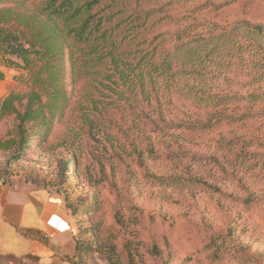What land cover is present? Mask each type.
<instances>
[{
    "label": "rangeland",
    "instance_id": "374dc122",
    "mask_svg": "<svg viewBox=\"0 0 264 264\" xmlns=\"http://www.w3.org/2000/svg\"><path fill=\"white\" fill-rule=\"evenodd\" d=\"M38 1L26 0L21 9ZM140 1L169 9L198 29L224 30L220 42L198 59L199 91L264 89V40L247 39L236 25L247 18L264 25V0H236L215 17L202 12L204 0ZM187 10L190 17L183 15ZM0 71L1 105L30 81L21 60L1 52ZM182 104L173 118L192 122L204 112L203 102L187 109ZM227 108L224 114L235 120L230 127L169 132L186 144L176 150L160 146L159 158L146 160L144 169L155 178L129 159L118 163L103 136L88 132L69 150L33 141L16 157L0 148V178L62 199L79 242L77 264H264V104L240 101ZM9 123L0 121V134ZM71 154L76 166L69 162L66 171L63 159ZM210 234L214 243L203 247Z\"/></svg>",
    "mask_w": 264,
    "mask_h": 264
},
{
    "label": "trees",
    "instance_id": "16d2710c",
    "mask_svg": "<svg viewBox=\"0 0 264 264\" xmlns=\"http://www.w3.org/2000/svg\"><path fill=\"white\" fill-rule=\"evenodd\" d=\"M6 1L15 4L0 7V52L19 58L30 81L0 105V121L10 119L0 148L16 157L33 141L69 150L88 132L103 136L118 163L129 159L155 178L145 171L146 160L158 157L160 146L176 150L186 144L169 132L230 127L235 120L224 114L230 104H264V89L216 94L196 87L198 59L220 42L224 30L198 29L140 0H39L23 10L26 0L0 4ZM202 3V12L215 17L236 0ZM187 11L183 15L190 17ZM247 19L236 22L242 33L253 42L264 40V25ZM181 102L185 109L203 102L204 112L192 122L173 118ZM69 162L75 168L74 154L63 159L66 171ZM206 239L203 247L214 243L211 234ZM78 245L76 239L75 254Z\"/></svg>",
    "mask_w": 264,
    "mask_h": 264
},
{
    "label": "crops",
    "instance_id": "0c3cea01",
    "mask_svg": "<svg viewBox=\"0 0 264 264\" xmlns=\"http://www.w3.org/2000/svg\"><path fill=\"white\" fill-rule=\"evenodd\" d=\"M59 216L70 229L49 221ZM76 236L61 198L0 178V264H75Z\"/></svg>",
    "mask_w": 264,
    "mask_h": 264
},
{
    "label": "built area",
    "instance_id": "2783aa9c",
    "mask_svg": "<svg viewBox=\"0 0 264 264\" xmlns=\"http://www.w3.org/2000/svg\"><path fill=\"white\" fill-rule=\"evenodd\" d=\"M49 221H50V223L52 222L54 224V226L60 230L70 229V226L64 220H62L59 216L52 215L49 218Z\"/></svg>",
    "mask_w": 264,
    "mask_h": 264
}]
</instances>
